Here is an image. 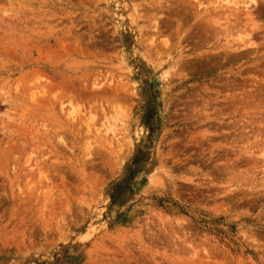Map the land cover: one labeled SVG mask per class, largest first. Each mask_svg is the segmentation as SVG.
I'll list each match as a JSON object with an SVG mask.
<instances>
[{
	"label": "rangeland",
	"instance_id": "obj_1",
	"mask_svg": "<svg viewBox=\"0 0 264 264\" xmlns=\"http://www.w3.org/2000/svg\"><path fill=\"white\" fill-rule=\"evenodd\" d=\"M0 264H264V0H0Z\"/></svg>",
	"mask_w": 264,
	"mask_h": 264
},
{
	"label": "bare ground",
	"instance_id": "obj_2",
	"mask_svg": "<svg viewBox=\"0 0 264 264\" xmlns=\"http://www.w3.org/2000/svg\"><path fill=\"white\" fill-rule=\"evenodd\" d=\"M255 1V0H254Z\"/></svg>",
	"mask_w": 264,
	"mask_h": 264
}]
</instances>
